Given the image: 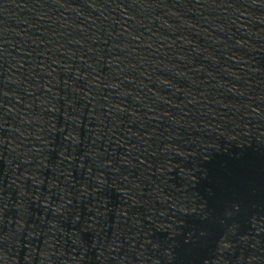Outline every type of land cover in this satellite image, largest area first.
<instances>
[{
    "label": "water",
    "instance_id": "water-1",
    "mask_svg": "<svg viewBox=\"0 0 264 264\" xmlns=\"http://www.w3.org/2000/svg\"><path fill=\"white\" fill-rule=\"evenodd\" d=\"M0 264H264V0H0Z\"/></svg>",
    "mask_w": 264,
    "mask_h": 264
}]
</instances>
